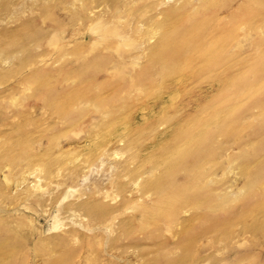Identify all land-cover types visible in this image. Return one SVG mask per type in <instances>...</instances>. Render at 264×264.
I'll use <instances>...</instances> for the list:
<instances>
[{
  "label": "rangeland",
  "instance_id": "obj_1",
  "mask_svg": "<svg viewBox=\"0 0 264 264\" xmlns=\"http://www.w3.org/2000/svg\"><path fill=\"white\" fill-rule=\"evenodd\" d=\"M205 1L0 0V264H264V0L153 54Z\"/></svg>",
  "mask_w": 264,
  "mask_h": 264
},
{
  "label": "bare ground",
  "instance_id": "obj_2",
  "mask_svg": "<svg viewBox=\"0 0 264 264\" xmlns=\"http://www.w3.org/2000/svg\"><path fill=\"white\" fill-rule=\"evenodd\" d=\"M181 6L182 5L171 6L163 11L164 19L162 20L163 22L162 25L166 30L164 34L162 35V37L160 38L157 45L154 47V50H153L154 56L157 58L161 57L160 61H162L164 58L163 56H161L162 55L161 53H163L164 51L166 52L167 50H170L173 53H175L179 58H184L185 56L189 54V51H191L192 49H196V51L197 50L200 51L201 54L198 53L200 56L203 55V56H207L211 58L212 52L214 50L213 45L217 43V41H214V43H212L210 46H207V47L202 46L203 41H204L202 40V38L205 36V26L208 25L210 21L212 20L211 18L206 17L203 13L208 12L215 6H219V1L218 0H206L198 8V10L196 11L193 17H189L187 15L183 16L179 14L181 10ZM195 15L197 16L195 17ZM183 22H186L188 24V27H186L187 30L185 32H182L179 29V25H182ZM186 28H184V30ZM209 61L210 63H208V66L211 65L212 63L213 64L216 63L214 62L216 60H209ZM244 85L245 84H242L241 87H243ZM226 116L229 117V115H226ZM230 132H231L230 129H227V130L225 129V133L230 134ZM184 133L185 134H183L184 137L182 136V139L186 140L185 141L186 144L181 143L182 146L180 148L174 149V151L176 152V156L172 159L168 171H166L164 175H161V177H159V180H157L156 184L158 186L159 185L161 186L164 183L168 182L169 185H167V187L171 188L172 187L171 185L173 183L170 181V177L168 176H170L171 174H174L173 172L174 170H176L175 168L177 167L178 164L180 165L181 163H184L190 160L189 155H188L189 154L188 150L190 149V146H192L193 143H199L203 145L211 137V136H208L207 134L190 137L191 135H189L188 132L185 131ZM185 136H188V138L190 137V139L188 138L186 139ZM196 159H197L196 157H193V162H196ZM261 178L262 176H260V179ZM260 179L256 181H259ZM252 182H253V179H252ZM196 184L194 185L196 186Z\"/></svg>",
  "mask_w": 264,
  "mask_h": 264
}]
</instances>
